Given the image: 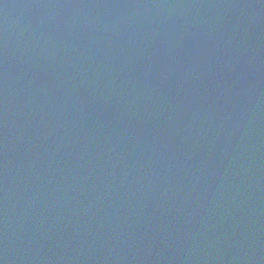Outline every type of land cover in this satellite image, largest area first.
Wrapping results in <instances>:
<instances>
[{
  "label": "water",
  "instance_id": "95a60500",
  "mask_svg": "<svg viewBox=\"0 0 264 264\" xmlns=\"http://www.w3.org/2000/svg\"><path fill=\"white\" fill-rule=\"evenodd\" d=\"M0 264H264V0H0Z\"/></svg>",
  "mask_w": 264,
  "mask_h": 264
}]
</instances>
